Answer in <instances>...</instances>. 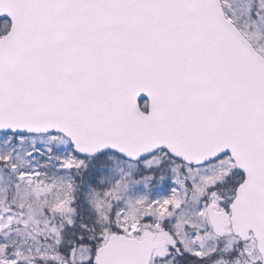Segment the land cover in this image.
Returning a JSON list of instances; mask_svg holds the SVG:
<instances>
[{"label": "snow or ice", "instance_id": "obj_1", "mask_svg": "<svg viewBox=\"0 0 264 264\" xmlns=\"http://www.w3.org/2000/svg\"><path fill=\"white\" fill-rule=\"evenodd\" d=\"M0 264H264V0H0Z\"/></svg>", "mask_w": 264, "mask_h": 264}]
</instances>
